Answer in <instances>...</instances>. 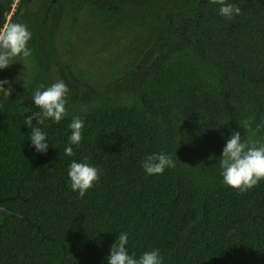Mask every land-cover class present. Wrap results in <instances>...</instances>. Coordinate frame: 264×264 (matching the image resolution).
I'll list each match as a JSON object with an SVG mask.
<instances>
[{
  "label": "trees",
  "instance_id": "obj_1",
  "mask_svg": "<svg viewBox=\"0 0 264 264\" xmlns=\"http://www.w3.org/2000/svg\"><path fill=\"white\" fill-rule=\"evenodd\" d=\"M233 2L228 20L208 0H19L31 55L0 70L13 90L0 98V206L31 222L0 210V264H107L120 231L164 264H264V180L239 192L216 162L233 130L264 142V0ZM13 3L0 0V26ZM57 80L72 88L67 115L33 120L50 144L38 153L24 116ZM74 115L82 140L65 156ZM162 151L175 167L146 175L140 161ZM84 157L99 181L79 198L67 165Z\"/></svg>",
  "mask_w": 264,
  "mask_h": 264
},
{
  "label": "clouds",
  "instance_id": "obj_2",
  "mask_svg": "<svg viewBox=\"0 0 264 264\" xmlns=\"http://www.w3.org/2000/svg\"><path fill=\"white\" fill-rule=\"evenodd\" d=\"M217 6L220 16L231 20L241 11L233 0H208ZM6 25V24H5ZM32 37L31 31L24 23H10L0 31V70L7 68L14 62V58H25L31 55L28 42ZM12 85L7 79L0 80V97H5ZM68 87L63 80H57L48 86L41 85L33 90L31 98L38 111L24 116V125L30 129L27 140L38 153H44L49 147L48 133L33 124H43L45 120L59 123L67 115ZM29 112V113H30ZM23 115V112H21ZM84 120L79 115L72 116L67 125L70 130L63 152L65 156L73 155V146L79 147L82 140ZM243 127H247L244 124ZM223 135V134H222ZM221 183L239 192H246L261 180H264V142H252L242 138L240 131L233 130L228 135L219 158ZM140 167L146 175L162 174L166 168L175 167L172 154L166 152L151 153L140 161ZM67 183L69 188L83 198L86 192L99 181V169L88 163V158L82 161L71 160L67 165ZM129 233L120 231L109 248L105 257L107 264H164V257L160 249L151 248L141 252H129Z\"/></svg>",
  "mask_w": 264,
  "mask_h": 264
},
{
  "label": "rangeland",
  "instance_id": "obj_3",
  "mask_svg": "<svg viewBox=\"0 0 264 264\" xmlns=\"http://www.w3.org/2000/svg\"><path fill=\"white\" fill-rule=\"evenodd\" d=\"M7 16V15H6ZM5 27H6V25L4 24L3 26H0V31H2V30H4L5 29ZM83 53H81L80 52V57L78 58H76V60H75V57L73 58V61L74 62H76V63H78V65H80V66H85V67H87V66H90L87 62H86V59H84L82 56ZM55 75L57 76V72L55 73ZM78 79V78H77ZM66 83V85H67V87L71 90L72 88H70L69 86H68V82H65Z\"/></svg>",
  "mask_w": 264,
  "mask_h": 264
},
{
  "label": "water",
  "instance_id": "obj_4",
  "mask_svg": "<svg viewBox=\"0 0 264 264\" xmlns=\"http://www.w3.org/2000/svg\"><path fill=\"white\" fill-rule=\"evenodd\" d=\"M10 24V23H9ZM8 24V25H9ZM13 90L11 89L9 92H8V95H6L5 97H0L1 99H4L6 98L7 96H9L10 94H12ZM0 210H3L5 212H7L8 214H11V215H15V216H18V217H21L23 219H26L28 222H31L30 220H28L25 216L19 214V213H16V212H13L11 210H9L8 208L4 207V206H0Z\"/></svg>",
  "mask_w": 264,
  "mask_h": 264
},
{
  "label": "flooded vegetation",
  "instance_id": "obj_5",
  "mask_svg": "<svg viewBox=\"0 0 264 264\" xmlns=\"http://www.w3.org/2000/svg\"><path fill=\"white\" fill-rule=\"evenodd\" d=\"M18 6V3H17V5H16V7ZM7 16H6V21H5V24H6V27L8 26V24L9 23H12V20H13V18H12V11L10 12V13H7L6 14ZM5 27V28H6Z\"/></svg>",
  "mask_w": 264,
  "mask_h": 264
},
{
  "label": "built area",
  "instance_id": "obj_6",
  "mask_svg": "<svg viewBox=\"0 0 264 264\" xmlns=\"http://www.w3.org/2000/svg\"><path fill=\"white\" fill-rule=\"evenodd\" d=\"M18 2H19V0H14V3L12 5V10L11 11L14 10V8L16 7V5H17Z\"/></svg>",
  "mask_w": 264,
  "mask_h": 264
}]
</instances>
